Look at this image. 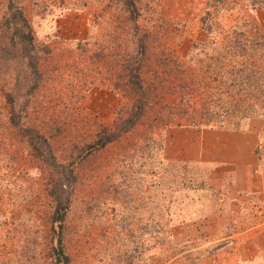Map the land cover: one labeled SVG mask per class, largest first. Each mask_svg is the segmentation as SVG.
I'll return each mask as SVG.
<instances>
[{"label": "rangeland", "instance_id": "374dc122", "mask_svg": "<svg viewBox=\"0 0 264 264\" xmlns=\"http://www.w3.org/2000/svg\"><path fill=\"white\" fill-rule=\"evenodd\" d=\"M130 3L0 0V264H60L61 247L69 264H264V0ZM10 4L37 58L14 44ZM129 65L146 112L121 133ZM210 128L259 134L260 187L212 160ZM104 130L120 136L93 145Z\"/></svg>", "mask_w": 264, "mask_h": 264}, {"label": "trees", "instance_id": "16d2710c", "mask_svg": "<svg viewBox=\"0 0 264 264\" xmlns=\"http://www.w3.org/2000/svg\"><path fill=\"white\" fill-rule=\"evenodd\" d=\"M128 2H131L129 5H132V3H134V0H128ZM10 7L13 11H11V14L8 15L6 23L12 29V34H13L12 39H13L14 44H16V45L20 44V47L23 48V51L26 55L34 54V52H33V35L31 33L29 22H28V19L26 18L25 14H24V11L18 5L14 6V5L10 4ZM246 46L247 45L244 42L239 44V41L235 40V42L232 44V48H233L232 50L244 49V48H246ZM31 58H33V57H31ZM36 58H37V56H36ZM35 65L36 64L34 63V68L36 69ZM129 67L131 68L130 78L135 79V81H136L134 84H136L137 86L133 89V91H134V94L138 96L137 97L138 102L135 104V108H136L135 110L136 111H133L134 114L131 117L126 118L119 123L118 129H120L121 133L131 130L134 127V125L136 124V122L138 121V119H140L139 118L140 114H144L146 112L145 111L146 102L142 101V97L145 98L147 96V90L144 89V87L142 86V80H141L140 74L135 73V70L132 67V65H129ZM37 71L38 70H36V73H37ZM36 86H37V83H36ZM11 100H13V99L11 98ZM11 106H12V110H11V112H12V116H11L12 124L15 125V127L19 129V131L22 133V135H24L26 137L28 142L32 145V147L36 151V154L45 160H48L46 158V156L47 157H53V155L51 153V146H50V143H49L47 137L36 127L29 126V125L25 127V125L22 123L21 113L17 111L16 107L14 106L13 101H12ZM190 117L191 116L187 115V119H189ZM171 120H173V117L171 118ZM193 120L196 121L197 119L194 117ZM119 136L120 135H118L116 133V131L107 132L106 130H104V134L101 133V135L99 136V139L97 141H95L93 143V145H95V146L105 145L106 143L118 138ZM62 166H63L62 169L65 167L69 168V166L65 165V164H63ZM63 184H64V182L57 183L56 184L57 191L53 190V192L57 193V195H58L59 194V188H60V190L63 189V186H62ZM62 194L63 193H61V196H62ZM67 202H68V197H67L65 204ZM63 204H62V206H63ZM58 262L60 264H69V262H70V257L68 254L65 253L63 247H61V249L58 253Z\"/></svg>", "mask_w": 264, "mask_h": 264}, {"label": "crops", "instance_id": "0c3cea01", "mask_svg": "<svg viewBox=\"0 0 264 264\" xmlns=\"http://www.w3.org/2000/svg\"><path fill=\"white\" fill-rule=\"evenodd\" d=\"M201 132L203 136L211 135L216 137L213 144L216 151L212 159L216 164H227L226 169L234 176L236 181H242V186L254 188L257 181L259 183L256 187L259 186L262 178L256 168L259 158L256 152L259 134L254 132V129L228 130L216 128L211 130L210 128ZM205 143L210 144L209 141ZM1 209L2 207L0 206V211H2Z\"/></svg>", "mask_w": 264, "mask_h": 264}]
</instances>
